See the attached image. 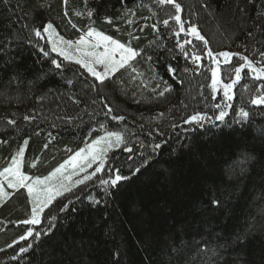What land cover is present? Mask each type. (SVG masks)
I'll return each mask as SVG.
<instances>
[{"label":"trees","instance_id":"1","mask_svg":"<svg viewBox=\"0 0 264 264\" xmlns=\"http://www.w3.org/2000/svg\"><path fill=\"white\" fill-rule=\"evenodd\" d=\"M19 2L23 12L14 8L17 0H11L8 7L0 5V66L12 62L9 71H0V141H6L0 143V170L28 139L22 170L31 176H45L105 135L101 124L109 131L122 132L133 152L126 153L124 145L111 150L105 171L67 193V198H58L56 203H67L68 199L73 203L64 212L54 204L52 212L57 219L48 235L43 231L50 227L49 218H43L39 226L19 223L27 218L31 205L26 190L8 189L13 194L0 202V264H231L241 250L248 264H264V105L250 103L262 81H254L253 74L245 69L233 88L231 101L224 98L222 88L214 94L210 69L215 65L206 55L203 42L185 33L175 37L172 29L179 26L173 20H169L170 29L164 28L160 22L175 9L157 5L156 0H88V8L95 10L91 20L75 15L77 10L87 11L84 0H69L68 5L63 0ZM176 2L182 6L185 28L195 24L214 56L231 51L260 61L255 53L264 50V31H255L253 25L259 26L257 18L264 0L246 5L243 14L235 6L237 0H208L209 9L203 7L205 0ZM24 13L29 14L25 17ZM106 16L114 23H106ZM69 20L80 30L95 21L93 26L98 30L143 50L132 62L141 75L122 69L101 85L71 64V70H65L62 77L33 46L38 38L29 29L51 21L66 39L75 40L80 32ZM127 20L134 23L129 25ZM25 23L28 27H23ZM152 24L160 27L156 42L162 47L153 43L157 34ZM248 32H255V38H248ZM129 33L139 40H132ZM185 40L192 41L185 44L187 58L176 46ZM44 43L39 40L40 45ZM144 54L151 55L152 60L147 61ZM193 54H199L201 61L193 63ZM51 56L62 60L55 53ZM218 59L222 80L230 82L223 58ZM232 63L239 66L242 61L233 57ZM168 65L176 69L175 74L169 73ZM15 73L20 82L9 83ZM68 78L73 79L74 87L66 84ZM92 84L97 87L92 89ZM166 87L170 91L160 95ZM61 93H75L82 103L78 107L64 105L61 111L56 100ZM45 95L49 99L41 100ZM105 103L115 110L113 115L126 119L113 121L105 116ZM217 103L220 108L215 107ZM240 108L250 114L242 123L237 122ZM221 109L227 115L223 122L215 121ZM196 113L212 117L213 122L205 121L203 127L184 122ZM26 115L36 119L25 120ZM67 117L76 119L65 122ZM10 119L16 124L9 125ZM157 143L161 148L153 152ZM130 155L132 160H128ZM148 157L149 163L133 175L132 169ZM114 168L130 179L119 182L109 189L110 195H105L99 179L114 176L108 171ZM89 196L101 203L92 204ZM213 196L221 200L219 208L210 206ZM28 227L41 231L40 238L19 241L9 248ZM249 230L251 234L239 247L219 248ZM28 244H32L29 251L19 253V248ZM213 248L223 260L212 255Z\"/></svg>","mask_w":264,"mask_h":264},{"label":"snow or ice","instance_id":"2","mask_svg":"<svg viewBox=\"0 0 264 264\" xmlns=\"http://www.w3.org/2000/svg\"><path fill=\"white\" fill-rule=\"evenodd\" d=\"M255 0H237L236 8L238 11L243 14L246 12V5L254 4ZM69 0H63L64 5H68ZM157 5H171L175 9V13H166L168 19H163L160 23L166 29H170L171 25L169 24V20L175 21V24L178 25V30L172 29L175 37H180L181 33H185L186 35H190L195 37L196 40L202 41L204 47L207 49L206 55L212 58V63L215 65L210 69L211 71V89L215 94L218 88L223 89V96L227 101H231L233 99V88L236 84H238L242 79V73L245 69L249 70L253 74L254 81H262L257 87H255V95L251 97L250 103L254 106H262L264 105V66L256 67V63H264V50H260L256 55H259L260 61H255L254 59H250L249 56L243 55L241 53H233L231 51H221L217 52L216 55H213V51L208 47V40L204 35L201 34L200 30L195 24H189L187 28H185V22L182 20L180 13L182 12V6L180 3L176 2V0H156ZM11 4V0H0V5L4 7H8ZM86 12L75 11V15L77 17L86 15L90 20L95 14V10L88 8V0H84ZM43 7V5H40ZM205 9L210 8V4L208 0H205L203 4ZM14 8H19L21 12L24 11L22 5L19 0H17ZM131 12L130 9L127 10ZM29 13H24L26 17ZM13 15H16L15 10L13 9ZM68 12H64V16H67ZM18 20L21 19L19 16ZM104 20L108 24H113L114 21L111 17H104ZM259 26L254 24L253 27L255 31H264V8L258 14L257 18ZM73 29H77L80 32L78 38L66 39L65 36L61 35V33L57 30L56 26H54L53 22L48 21L46 23L41 24L39 27L32 26L29 31L30 34H34L37 39L36 43L33 45L38 48V51L42 54L44 58L50 60L52 66H54V70L58 71V73L63 77V73L65 70H71L69 65L74 64L79 66L80 69H83L90 77L94 78L95 81L99 82V84L103 85L105 82L112 77H114L117 73H120L121 70H131L132 73H137V75H141L138 73L136 67L132 62L136 61L138 57H141L143 54V50H137L134 48L129 41L128 43H123L119 39L113 38L111 35L105 34V32L98 30L94 27L95 21L89 23L84 30H80L77 28L75 23H72L71 20L68 21ZM129 25L133 24L134 21L127 20ZM23 27H28L25 23ZM153 32L156 33V40L153 42L156 44V47H162L163 45L157 43L156 41L160 40V27L157 24L150 25ZM119 30V29H117ZM144 28L141 27L140 31H143ZM132 40H139L138 36H134L129 33ZM248 38L254 39L255 32H248ZM39 40H44L45 43L43 45L39 44ZM31 43V41H29ZM191 40H185L183 43H177V47H179L183 53V55L187 58L188 52L185 51V44H191ZM50 46V47H49ZM152 46L151 44L149 45ZM0 50H2V45H0ZM52 53H55L57 57H62V60L53 58L51 56ZM117 56L119 58H117ZM219 57L223 58V64L228 69L226 72V76L230 82H224L221 78V61L218 59ZM233 57H238L239 66L232 63ZM144 58L147 61L152 60L151 55L144 54ZM193 63H197L201 61L202 57L199 54H193L191 57ZM69 62L66 65L64 62ZM11 61L7 64L0 66V71L7 72L9 71V65H11ZM169 73L175 74L176 69L171 65H168ZM82 74V73H81ZM247 73H245L246 75ZM46 75V74H44ZM76 73H74V76ZM132 80H135L136 77L132 76ZM20 82V76L18 73H15L9 78V83ZM66 84L74 87L73 79H66ZM92 89H95L97 86L95 84L90 85ZM246 88L248 86H245ZM170 91L169 88H165L160 95H164V92ZM251 91V89H249ZM41 100L49 99L47 95L40 97ZM56 100L59 101L58 107L63 111L64 105H73L79 106L82 101L79 97L76 96L75 93H61L56 96ZM93 104L96 103L95 100L92 101ZM104 107L107 111L104 113L105 116H111L113 121H124L126 118L123 115H113L115 111L108 104H104ZM216 108H220V104L217 103L215 105ZM225 107H231L230 104H226ZM239 117L241 118L238 123H242L244 120L249 118V112L244 108H240ZM78 115V114H77ZM227 112L223 109L220 110L219 114L215 116V121L223 122ZM60 119H65V117H59ZM25 120H35L36 117L34 115H26L24 116ZM76 117H67L65 122H71L75 120ZM213 122L212 117H208L206 114L196 113L191 115L190 117L185 119L186 124H196L200 127H203V122ZM9 125H15L16 121L14 119H10L7 121ZM100 127L105 130V135L93 140L90 145H87L86 148H82L79 151H76L73 155H70L68 159L64 160L63 163H60L58 166L52 168L51 171L48 172L45 176H31L26 174L22 168L24 166V156L25 149L29 144L28 139L23 140V144L18 147L15 154L11 157V162L0 170V202H4L6 198H10L13 192L19 191L21 189L26 190L28 202L31 205L30 212L27 213V218L23 219L19 223L23 225L30 226H39L42 223L43 218H49L50 227L43 231L44 235H48L51 232L53 222L56 221L57 215L52 212V207L55 204V207L59 212H64L68 209L69 205L73 203L71 199H68L67 203H64L61 200L59 203L58 198H67L66 194L73 192V189L77 188L80 185H86L88 181H91L93 177L97 175V173H101L105 171V166L107 163L108 152L113 147H120L124 145V151L128 153L133 152V148L127 145L126 138L124 134L120 131H109L106 125L101 124ZM0 143H6V141H0ZM44 148L48 147V144L43 146ZM161 148V144L157 143L153 146V152ZM70 151V150H69ZM143 155V153H141ZM132 156L128 157V160H132ZM150 157L144 159L140 166L132 169V174L135 175L141 171V167L146 166L149 163ZM93 165L95 168L93 169ZM32 167H36V164H32ZM89 169H93L89 172ZM109 172L114 173V176H111L109 179L100 178L99 184L104 187L105 195H110L109 189L115 188L119 182L130 179L129 176H124L120 174L119 168L108 169ZM84 173L81 177L80 174ZM73 177H79L77 179H73ZM8 189L13 190V192H9ZM89 201L92 204L101 203L100 200L96 199L94 196L88 197ZM79 200V197H77ZM210 206L213 208H219L222 204L221 200L215 196H213L210 200ZM47 210V217H45V213ZM264 211V210H262ZM41 231H34V227H28L24 234L20 235L18 241H13L12 244H9L8 247L11 248L14 244L19 241H27L29 238L38 239L41 236ZM250 230L245 232L243 235H237L231 244L225 242L224 244L219 245L220 249L227 250L229 247H239L242 245L248 235H250ZM32 247V244H28L25 247L19 248V253L23 254L29 251ZM2 250V249H0ZM203 251V249H201ZM213 256L219 257V259L223 260V255L216 249H210ZM12 259H16V256H13ZM231 264H248L246 254L243 250L236 252L234 259Z\"/></svg>","mask_w":264,"mask_h":264},{"label":"rangeland","instance_id":"3","mask_svg":"<svg viewBox=\"0 0 264 264\" xmlns=\"http://www.w3.org/2000/svg\"><path fill=\"white\" fill-rule=\"evenodd\" d=\"M117 58H119V57L117 56ZM103 136H104V135H103ZM101 137H102V136H101ZM99 138H100V137H99ZM97 139H98V138H97ZM91 143H92V142H91ZM91 143H89L88 145H90ZM86 146H87V145H86ZM86 146L83 147V148H86ZM115 148H116V147H113L111 150H113V149H115ZM81 149H82V148H81ZM111 150H110V151H111ZM110 151H109V152H110ZM109 152H108V154H109ZM107 158H108V156H107ZM94 168H95V165H93V169H94ZM93 169H89L88 171L91 172ZM101 173H102V172H101ZM97 174H99V173H97ZM83 175H84V173H81V174H80L81 177H82ZM77 178H79V177H73V179H77Z\"/></svg>","mask_w":264,"mask_h":264},{"label":"water","instance_id":"4","mask_svg":"<svg viewBox=\"0 0 264 264\" xmlns=\"http://www.w3.org/2000/svg\"><path fill=\"white\" fill-rule=\"evenodd\" d=\"M126 153H128L127 151H125ZM133 158V157H132Z\"/></svg>","mask_w":264,"mask_h":264}]
</instances>
